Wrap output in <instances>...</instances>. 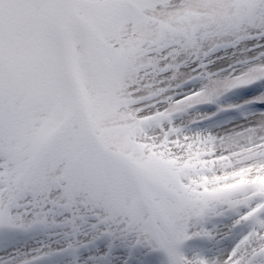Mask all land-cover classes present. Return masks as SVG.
Masks as SVG:
<instances>
[{"label":"snow or ice","instance_id":"obj_1","mask_svg":"<svg viewBox=\"0 0 264 264\" xmlns=\"http://www.w3.org/2000/svg\"><path fill=\"white\" fill-rule=\"evenodd\" d=\"M264 264V0H0V264Z\"/></svg>","mask_w":264,"mask_h":264},{"label":"rangeland","instance_id":"obj_2","mask_svg":"<svg viewBox=\"0 0 264 264\" xmlns=\"http://www.w3.org/2000/svg\"><path fill=\"white\" fill-rule=\"evenodd\" d=\"M158 252H161V251H151V252H148L147 254H152V255H154V254H156V253H158ZM163 255H164V253L163 252H161ZM148 261H150V259H147L146 260V263L148 264ZM157 264H166V259H164V260H161V261H158V263Z\"/></svg>","mask_w":264,"mask_h":264}]
</instances>
